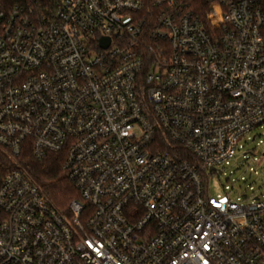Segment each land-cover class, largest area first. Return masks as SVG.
I'll return each mask as SVG.
<instances>
[{
	"label": "built area",
	"instance_id": "obj_1",
	"mask_svg": "<svg viewBox=\"0 0 264 264\" xmlns=\"http://www.w3.org/2000/svg\"><path fill=\"white\" fill-rule=\"evenodd\" d=\"M263 129L260 0L0 7V264H264V153L227 175ZM27 151L64 156L66 210Z\"/></svg>",
	"mask_w": 264,
	"mask_h": 264
},
{
	"label": "trees",
	"instance_id": "obj_2",
	"mask_svg": "<svg viewBox=\"0 0 264 264\" xmlns=\"http://www.w3.org/2000/svg\"><path fill=\"white\" fill-rule=\"evenodd\" d=\"M15 1L18 0H0V7L8 8ZM260 4L264 10V0H260ZM148 18L152 17L147 16ZM18 161L54 205L62 210L68 208L69 202L76 194L63 169L62 154H49L42 159H37L27 151L18 158ZM11 163L7 153L0 149V168Z\"/></svg>",
	"mask_w": 264,
	"mask_h": 264
},
{
	"label": "rangeland",
	"instance_id": "obj_3",
	"mask_svg": "<svg viewBox=\"0 0 264 264\" xmlns=\"http://www.w3.org/2000/svg\"><path fill=\"white\" fill-rule=\"evenodd\" d=\"M264 132L263 130H258L257 132H254V134H258ZM258 138L257 140H249L244 142V148L241 150V152L238 154L237 158L235 161H233L232 166L227 169V175H229L230 170L234 171L233 176L240 177L242 175H249V167H255L259 169L260 171L261 166H259L258 162H253L252 160L254 157H258L261 159L263 153H264V145L258 144L259 142ZM248 152L250 155V159H245L244 158V153ZM255 155V156H254ZM249 164V165H248ZM264 164V157H263V163ZM247 168V169H246ZM246 169V171H245ZM252 180H250L251 182ZM227 183V176H222L221 179L219 180L218 177L213 176V178L210 180V189L212 192L216 193L222 189V185ZM253 185L258 186L257 183H254ZM244 190V189H242Z\"/></svg>",
	"mask_w": 264,
	"mask_h": 264
},
{
	"label": "water",
	"instance_id": "obj_4",
	"mask_svg": "<svg viewBox=\"0 0 264 264\" xmlns=\"http://www.w3.org/2000/svg\"><path fill=\"white\" fill-rule=\"evenodd\" d=\"M101 43H102V46H107L109 44V39L104 38L102 39Z\"/></svg>",
	"mask_w": 264,
	"mask_h": 264
}]
</instances>
